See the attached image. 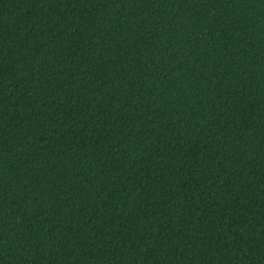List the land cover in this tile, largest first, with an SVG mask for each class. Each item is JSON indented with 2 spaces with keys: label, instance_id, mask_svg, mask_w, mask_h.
<instances>
[{
  "label": "trees",
  "instance_id": "16d2710c",
  "mask_svg": "<svg viewBox=\"0 0 264 264\" xmlns=\"http://www.w3.org/2000/svg\"><path fill=\"white\" fill-rule=\"evenodd\" d=\"M0 264H264V0H0Z\"/></svg>",
  "mask_w": 264,
  "mask_h": 264
}]
</instances>
